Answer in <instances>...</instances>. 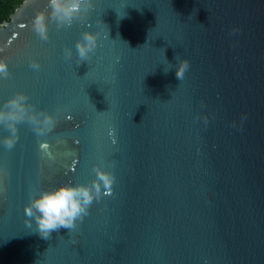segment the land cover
Wrapping results in <instances>:
<instances>
[{
    "label": "water",
    "instance_id": "water-1",
    "mask_svg": "<svg viewBox=\"0 0 264 264\" xmlns=\"http://www.w3.org/2000/svg\"><path fill=\"white\" fill-rule=\"evenodd\" d=\"M49 4L0 25V112L22 94L55 122L40 136L26 116L11 150L0 122V264H264V0H92L69 26ZM85 31L97 48L79 62ZM96 170L112 196L42 239L24 208Z\"/></svg>",
    "mask_w": 264,
    "mask_h": 264
},
{
    "label": "clouds",
    "instance_id": "clouds-1",
    "mask_svg": "<svg viewBox=\"0 0 264 264\" xmlns=\"http://www.w3.org/2000/svg\"><path fill=\"white\" fill-rule=\"evenodd\" d=\"M23 0H18L22 3ZM92 0H50L49 7L52 9L51 18L61 26H69L76 18L83 19L92 8ZM35 32L42 40L48 39L46 14L43 11L36 13L33 21ZM233 31H236L235 29ZM98 34L85 31L81 34V39L76 42V50L79 62L87 61L90 54L97 48ZM66 60H71L73 56L72 50L66 49L64 53ZM33 69L39 70V63L33 61L30 65ZM188 62L181 61L176 69V77L182 80L185 71L188 69ZM167 72V71H166ZM9 75L7 64L0 61V76L7 78ZM26 97L17 94L14 98L6 102L7 112H0V122L10 131V135L5 137L4 146L11 150L17 143L19 136L17 134L16 125L23 122L27 116V109L23 103ZM247 119L246 116L241 118ZM29 123L36 125L34 131L37 135L43 136L46 132L51 131L54 127V120L51 116H44L40 120L37 115L27 116ZM39 125H43L40 127ZM41 153L51 157L50 146L48 143L39 145ZM97 181H93L92 188L95 189L93 194L92 188L85 186H61L54 191H43L38 198L24 208V213L31 220L35 221L36 232L42 239H49L53 231L59 229L72 230L76 227V221H83L84 217L89 215V207L94 200H99L101 196L110 197L113 194V177L104 172L96 170ZM101 184L103 185V193L101 192ZM31 220L25 223L31 227Z\"/></svg>",
    "mask_w": 264,
    "mask_h": 264
},
{
    "label": "trees",
    "instance_id": "trees-1",
    "mask_svg": "<svg viewBox=\"0 0 264 264\" xmlns=\"http://www.w3.org/2000/svg\"><path fill=\"white\" fill-rule=\"evenodd\" d=\"M25 0H23L24 2ZM22 2V3H23ZM18 0H0V25L9 21V17L22 4Z\"/></svg>",
    "mask_w": 264,
    "mask_h": 264
}]
</instances>
